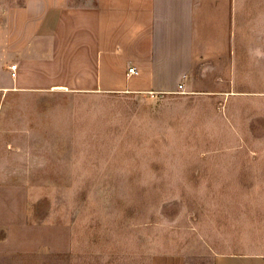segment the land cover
Wrapping results in <instances>:
<instances>
[{
    "label": "rangeland",
    "instance_id": "rangeland-1",
    "mask_svg": "<svg viewBox=\"0 0 264 264\" xmlns=\"http://www.w3.org/2000/svg\"><path fill=\"white\" fill-rule=\"evenodd\" d=\"M240 9L232 94L0 93V226L17 200L44 227L0 264L264 252V0Z\"/></svg>",
    "mask_w": 264,
    "mask_h": 264
},
{
    "label": "crops",
    "instance_id": "crops-1",
    "mask_svg": "<svg viewBox=\"0 0 264 264\" xmlns=\"http://www.w3.org/2000/svg\"><path fill=\"white\" fill-rule=\"evenodd\" d=\"M240 6L241 0H14L2 7L0 0V93L159 96L182 84L188 93L232 94ZM130 68L137 75L127 76ZM15 203L4 211L0 250L32 255V234L44 227L28 224L27 205ZM147 264L186 263L182 253H170ZM211 264H264V252L218 253Z\"/></svg>",
    "mask_w": 264,
    "mask_h": 264
},
{
    "label": "built area",
    "instance_id": "built-area-1",
    "mask_svg": "<svg viewBox=\"0 0 264 264\" xmlns=\"http://www.w3.org/2000/svg\"><path fill=\"white\" fill-rule=\"evenodd\" d=\"M15 68H16V66H14V65L10 67V69L12 71H14ZM133 75H137V71L135 70V68L128 69L127 76H133ZM178 91L179 92H182L183 91V85L182 84L178 86Z\"/></svg>",
    "mask_w": 264,
    "mask_h": 264
}]
</instances>
